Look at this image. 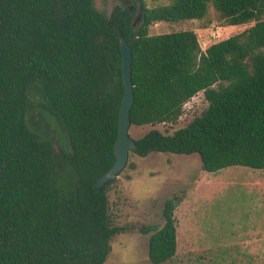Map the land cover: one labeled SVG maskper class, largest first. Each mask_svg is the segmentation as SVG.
<instances>
[{
    "label": "trees",
    "instance_id": "16d2710c",
    "mask_svg": "<svg viewBox=\"0 0 264 264\" xmlns=\"http://www.w3.org/2000/svg\"><path fill=\"white\" fill-rule=\"evenodd\" d=\"M211 6L229 25L254 24L205 50L194 30L151 33ZM121 33L133 53L132 125L175 123L201 91L209 103L173 133L150 130L131 153L199 154L209 172L264 168V0H127L110 13L96 0H0V264H105L126 229L111 220L115 179L95 188L116 159ZM34 108L60 136L35 128ZM183 197L165 201V223L149 238L155 264L177 253Z\"/></svg>",
    "mask_w": 264,
    "mask_h": 264
},
{
    "label": "rangeland",
    "instance_id": "374dc122",
    "mask_svg": "<svg viewBox=\"0 0 264 264\" xmlns=\"http://www.w3.org/2000/svg\"><path fill=\"white\" fill-rule=\"evenodd\" d=\"M123 1L127 2L96 0V6L110 13ZM143 1L148 6L168 3ZM253 24L229 25L211 6L203 19L158 22L151 33L194 30L205 50ZM208 104L201 91L185 104L177 122L132 125L130 134L138 139L155 128L173 133L201 115ZM30 118L43 134L61 135L56 122L38 108ZM56 138L54 145L60 151ZM61 144L66 145V140L61 138ZM66 179L62 170V180ZM182 192L184 197L175 210L178 250L163 264H264V168L239 165L209 172L204 170L199 154L170 152H153L145 157L130 153L126 168L109 186L112 223L126 229L113 237L105 264H155L149 258V238L165 223V201ZM147 227L155 229L143 233Z\"/></svg>",
    "mask_w": 264,
    "mask_h": 264
},
{
    "label": "water",
    "instance_id": "95a60500",
    "mask_svg": "<svg viewBox=\"0 0 264 264\" xmlns=\"http://www.w3.org/2000/svg\"><path fill=\"white\" fill-rule=\"evenodd\" d=\"M120 44L122 51V75L125 85V92L122 99L118 135L113 145L115 154V161L112 166L103 173L95 182V188L100 189L106 184L114 180L126 168L130 153L138 148L136 139L130 134L131 122V109L135 101L134 83L132 79V59L133 53L126 36L121 33Z\"/></svg>",
    "mask_w": 264,
    "mask_h": 264
}]
</instances>
